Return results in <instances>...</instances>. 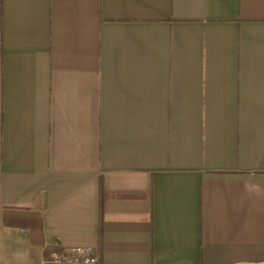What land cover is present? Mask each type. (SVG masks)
Wrapping results in <instances>:
<instances>
[{
  "label": "crops",
  "instance_id": "1",
  "mask_svg": "<svg viewBox=\"0 0 264 264\" xmlns=\"http://www.w3.org/2000/svg\"><path fill=\"white\" fill-rule=\"evenodd\" d=\"M264 264V0H0V264Z\"/></svg>",
  "mask_w": 264,
  "mask_h": 264
},
{
  "label": "built area",
  "instance_id": "2",
  "mask_svg": "<svg viewBox=\"0 0 264 264\" xmlns=\"http://www.w3.org/2000/svg\"><path fill=\"white\" fill-rule=\"evenodd\" d=\"M43 264H100L91 246L67 245L61 252H51Z\"/></svg>",
  "mask_w": 264,
  "mask_h": 264
}]
</instances>
